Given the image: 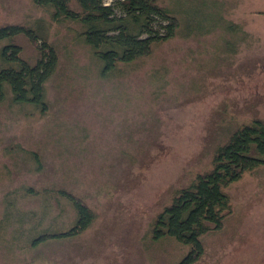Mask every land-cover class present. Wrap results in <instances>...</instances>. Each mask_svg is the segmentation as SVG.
Listing matches in <instances>:
<instances>
[{"label":"rangeland","instance_id":"rangeland-1","mask_svg":"<svg viewBox=\"0 0 264 264\" xmlns=\"http://www.w3.org/2000/svg\"><path fill=\"white\" fill-rule=\"evenodd\" d=\"M163 5L180 19L176 36L101 76L77 23L54 22L31 0H0V26L43 24L58 52L47 111L0 101V264H177L189 251L153 239L151 226L173 192L210 167L228 129L264 119V0ZM11 42L35 61L39 42ZM59 190L80 196L94 220L33 245L73 220ZM225 190L231 212L203 235L192 264H264V167Z\"/></svg>","mask_w":264,"mask_h":264},{"label":"trees","instance_id":"trees-1","mask_svg":"<svg viewBox=\"0 0 264 264\" xmlns=\"http://www.w3.org/2000/svg\"><path fill=\"white\" fill-rule=\"evenodd\" d=\"M31 1L46 9L52 21L79 25L77 38L101 63V76L150 55L154 47L175 37L181 27L177 15L163 5L164 0ZM43 28V24L24 23L0 26V101L9 98L14 104L31 105L40 113L48 109L47 82L58 65L57 48ZM17 35L39 42L34 62L25 60L20 46L11 42ZM227 132L212 153L210 167L175 190L153 220V239L173 238L189 247L177 264H192L199 259L204 252L203 235L218 230L230 214L231 202L225 188L244 173L264 167V119L253 117ZM31 156L39 167L37 155ZM58 192L69 201L73 220L66 230L42 232L31 241L33 245L46 237L60 240L76 236L94 220L93 211L80 196Z\"/></svg>","mask_w":264,"mask_h":264}]
</instances>
